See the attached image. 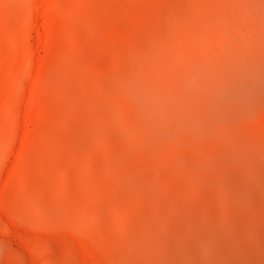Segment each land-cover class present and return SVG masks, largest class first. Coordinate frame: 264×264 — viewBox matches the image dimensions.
<instances>
[{
  "label": "rangeland",
  "instance_id": "1",
  "mask_svg": "<svg viewBox=\"0 0 264 264\" xmlns=\"http://www.w3.org/2000/svg\"><path fill=\"white\" fill-rule=\"evenodd\" d=\"M0 142V264L99 263L146 181L264 172V0H0Z\"/></svg>",
  "mask_w": 264,
  "mask_h": 264
},
{
  "label": "bare ground",
  "instance_id": "2",
  "mask_svg": "<svg viewBox=\"0 0 264 264\" xmlns=\"http://www.w3.org/2000/svg\"><path fill=\"white\" fill-rule=\"evenodd\" d=\"M224 179L226 184L203 180L208 196L191 200L187 208L176 198L169 207L149 181L134 190L140 201L121 196L111 206L122 226L111 225L114 241L97 264H264V172L254 170L246 178L226 173ZM34 252L28 264H67L48 247Z\"/></svg>",
  "mask_w": 264,
  "mask_h": 264
}]
</instances>
